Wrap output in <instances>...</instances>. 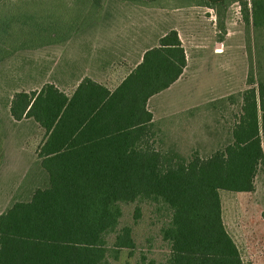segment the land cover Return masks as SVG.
Returning <instances> with one entry per match:
<instances>
[{"label":"trees","instance_id":"trees-1","mask_svg":"<svg viewBox=\"0 0 264 264\" xmlns=\"http://www.w3.org/2000/svg\"><path fill=\"white\" fill-rule=\"evenodd\" d=\"M252 6L254 27L263 26L264 0ZM186 66L171 30L114 90L85 78L71 95L51 83L15 93L11 115L33 118L44 137L39 167L22 184H36L30 197L0 213V264H110L112 255L134 251L132 227L119 226L124 206L136 204L137 219L142 202L171 212L162 228L170 247L162 264H244L220 190L256 188L264 166V73L258 80L249 70L230 140L202 154L171 142L148 107Z\"/></svg>","mask_w":264,"mask_h":264},{"label":"crops","instance_id":"crops-1","mask_svg":"<svg viewBox=\"0 0 264 264\" xmlns=\"http://www.w3.org/2000/svg\"><path fill=\"white\" fill-rule=\"evenodd\" d=\"M237 1L200 0L176 5L173 0H55L57 14H66L62 25L41 35L36 39L37 43L25 45L22 50H14L11 54V57L23 58L24 80L19 81L10 95L7 119L19 134L31 129L32 136L38 141L23 182L33 167H39L38 148L44 130L33 118H13L10 105L15 93L39 91L46 83H51L71 95L85 78L114 90L143 62L145 53L159 47L161 38L171 30L178 32L185 48L187 66L177 81L149 99L153 120L160 122L171 142L199 147L202 154L226 144L240 113L242 99L239 93L247 87L192 103L187 78L192 63L185 27H199L207 39V32L217 24L219 29L210 35L228 30L225 35L230 37L232 32L227 27L224 13ZM209 10H216L217 17H220L217 22L206 20ZM198 14L201 19L196 18ZM186 17L191 20L189 26L185 23ZM211 17L216 19L214 15ZM222 49V52H216V58L224 56L225 49Z\"/></svg>","mask_w":264,"mask_h":264},{"label":"rangeland","instance_id":"rangeland-1","mask_svg":"<svg viewBox=\"0 0 264 264\" xmlns=\"http://www.w3.org/2000/svg\"><path fill=\"white\" fill-rule=\"evenodd\" d=\"M173 1L176 5H187L200 0ZM54 2L55 0H0V213L15 199H28L36 185L30 182L23 187L22 182L24 173L31 164L33 151L38 143L37 138L32 136L31 129L17 133L7 119L10 95L19 85V81L24 80L23 58L11 57L12 52L22 50L25 45L37 43L36 39L41 35L62 25L66 14H57ZM252 7V0H239L230 4L225 13L222 11L228 25L226 26L232 32L230 37L225 35L228 30L226 33L220 31L211 36L210 32L219 29L217 24L213 25V30L209 29L207 39H204L203 30L199 27H185L186 44L192 63L191 71L187 72L192 103L225 94L229 90L248 88L250 69L258 80L260 72L264 73V25L254 27ZM207 12L206 20L209 23L219 20L216 10ZM200 15L205 16L201 13ZM212 15L216 16V19H211ZM247 15L251 22L246 20ZM260 17L259 15V23L262 20ZM196 18L201 19L199 14ZM189 22L191 20L186 17L187 26ZM222 41L224 42L221 46H216ZM222 48L225 49L224 56L216 58L214 55L216 52H222ZM7 54L10 56L7 57ZM8 58H11L10 61ZM183 149L186 150L187 147ZM256 183L257 186L252 192L220 190L223 219L240 249L244 264H264L262 168L256 176ZM140 206V215L136 219V204L125 205L119 226L132 227L136 242L134 251L124 249L118 259L112 255L110 264L165 262L170 247L162 237V228L167 224L171 212L160 204L150 202H142ZM114 238L115 234L109 237L110 244Z\"/></svg>","mask_w":264,"mask_h":264}]
</instances>
